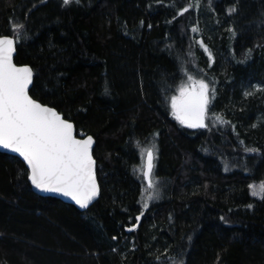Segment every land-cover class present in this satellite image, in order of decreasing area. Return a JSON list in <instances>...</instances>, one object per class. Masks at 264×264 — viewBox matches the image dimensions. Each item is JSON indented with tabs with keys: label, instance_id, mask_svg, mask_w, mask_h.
Segmentation results:
<instances>
[{
	"label": "trees",
	"instance_id": "obj_1",
	"mask_svg": "<svg viewBox=\"0 0 264 264\" xmlns=\"http://www.w3.org/2000/svg\"><path fill=\"white\" fill-rule=\"evenodd\" d=\"M195 3L0 0V35L26 26L16 63L34 71L32 97L96 139L101 187L82 212L35 194L25 164L0 152V264H264V200L250 190L264 180V0L177 15ZM188 75L215 88L208 128L172 113ZM149 148L161 198L143 210Z\"/></svg>",
	"mask_w": 264,
	"mask_h": 264
},
{
	"label": "snow or ice",
	"instance_id": "obj_2",
	"mask_svg": "<svg viewBox=\"0 0 264 264\" xmlns=\"http://www.w3.org/2000/svg\"><path fill=\"white\" fill-rule=\"evenodd\" d=\"M62 2L68 6L73 2L79 4L80 0ZM199 3L200 0H196L194 5L189 4L178 10L177 15H183L193 7L198 10ZM148 27L151 28V25ZM12 30V36H0V146L23 157L30 170L28 179L36 189L62 194L70 197L81 208H88L100 194L96 161L92 154L93 137L88 135L86 138H77L73 122L64 118L55 108L46 106L29 95V86L33 84V69L30 66H18L13 60L18 34L25 31L26 26L13 21ZM192 31L199 30L193 27ZM198 43L212 59L203 39ZM182 71L187 72V69L182 68ZM188 79L192 81L193 77L188 75ZM256 87L260 90L259 85ZM105 92H108L107 88ZM178 93L171 97V109L175 118L189 128H208L206 121L209 119V106L215 93L211 82L200 79L188 86H181ZM245 95L252 93L246 92ZM211 119L221 125H230L235 131V126L221 114L213 113ZM153 162L154 150L149 148L141 169L142 179L147 181L145 191L149 192L143 204L144 209L149 207L148 201L158 198L155 189L159 180L153 179ZM250 187L255 189L256 186ZM259 192L264 193V183L259 186ZM253 195L257 193L253 191ZM260 198L264 200V195ZM140 218L136 217L137 222ZM138 226V223L134 224L128 231ZM168 259L172 264H184L182 259Z\"/></svg>",
	"mask_w": 264,
	"mask_h": 264
},
{
	"label": "water",
	"instance_id": "obj_3",
	"mask_svg": "<svg viewBox=\"0 0 264 264\" xmlns=\"http://www.w3.org/2000/svg\"><path fill=\"white\" fill-rule=\"evenodd\" d=\"M2 36V35H0ZM16 55H17V44H16V52L14 53L13 55V60L14 62L16 63ZM17 64V63H16ZM18 65V64H17ZM18 66H30V65H18ZM31 67V66H30ZM32 68V67H31ZM33 84H34V71H33ZM33 84L29 86V95H31V90H32V87H33ZM32 96V95H31ZM35 99V98H33ZM38 101V100H37ZM40 102V101H38ZM41 103V102H40ZM43 104V103H42ZM45 105V104H44ZM48 106V105H46ZM50 107V106H49ZM57 110V109H56ZM58 111V110H57ZM59 112V111H58ZM62 114V113H61ZM62 116L64 117V115L62 114ZM65 118V117H64ZM72 122V121H71ZM74 123V122H73ZM206 123H208L206 121ZM75 125V124H74ZM76 127V126H75ZM200 129H205V128H200ZM76 132H77V128H76ZM88 136V135H86ZM86 136H79L78 133H77V138H86ZM92 136V135H91ZM93 137V136H92ZM93 140H94V143H93V146H92V154H93V157L96 161V177H97V183L100 187V183H99V179H98V174H97V160L94 156V150H95V147H96V139L93 137ZM0 152L3 153V154H7V155H11V156H15L17 158H19L26 166V168L28 169V166H27V163L26 161L23 160V157L19 155V153H15L9 149H5L3 148L2 146H0ZM146 162V154H145V157H144V164ZM154 169H155V152H154ZM154 169H153V173H154ZM29 171V174H30V170L28 169ZM146 181V180H145ZM29 183L31 185V188H32V191L41 196V197H49V198H56V199H59L61 200L62 202L66 203V204H70V205H73L74 207H76L78 210L82 211V212H85L87 211L88 209H90L100 198L101 196V187H100V194L96 197L95 200L92 201V203L89 204L88 208H81L79 205H77L75 203V201H73L70 197H66L62 194H59V193H54V192H48V191H41L39 189H36L32 184H31V181L29 180ZM147 183V181H146Z\"/></svg>",
	"mask_w": 264,
	"mask_h": 264
},
{
	"label": "rangeland",
	"instance_id": "obj_4",
	"mask_svg": "<svg viewBox=\"0 0 264 264\" xmlns=\"http://www.w3.org/2000/svg\"><path fill=\"white\" fill-rule=\"evenodd\" d=\"M200 39H203L204 44H205V41H206L205 38H202V37H201ZM192 77H193V80H192V81H190L189 79H187V80L184 81V83L182 84V86H188L189 84H191V83H193V82H198L200 79H206V80H208L206 77H202V76H200L199 78H198V77H195V76H192ZM208 81H209V80H208ZM177 94H179V93L177 92ZM215 98H216V94L214 93V99H212L211 102H215ZM209 120H210V119H209ZM211 122H212V126H213V125H214V126H221V124H218V123L213 122L212 119H211ZM152 149H153V148H152ZM153 150H154V149H153ZM154 152H155V150H154ZM145 153H146V152H145ZM155 155H156V153H155ZM144 157H145V155L143 156L142 167H143V165H144ZM153 179H154V177H153ZM262 183H264V180L261 181V182L256 181V182H252V183H251V185H255V186H256L255 189H253V188L250 187L251 194H252L253 197L258 198V199H261L260 196H261V195H264V193H260V192H259V186H260ZM251 185H250V186H251ZM149 191H152V190H149ZM155 191L158 193V198H155V199H153V200H151V201H148L149 207H150L153 203H155L156 201H158V200L161 198V188H160V184H159V183L157 184V188L155 189ZM253 191H255V192L257 193V195H253ZM148 194H149V192H145L144 195H143V196H144V200H143V202H142V208H143V210H144L143 204H144V202L146 201ZM149 207H148V208H149Z\"/></svg>",
	"mask_w": 264,
	"mask_h": 264
}]
</instances>
